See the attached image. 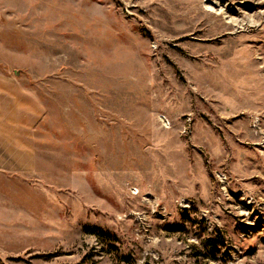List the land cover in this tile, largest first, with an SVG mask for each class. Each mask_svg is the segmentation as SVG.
I'll use <instances>...</instances> for the list:
<instances>
[{
	"label": "rangeland",
	"instance_id": "1",
	"mask_svg": "<svg viewBox=\"0 0 264 264\" xmlns=\"http://www.w3.org/2000/svg\"><path fill=\"white\" fill-rule=\"evenodd\" d=\"M0 73L46 114L0 264H264V0H0Z\"/></svg>",
	"mask_w": 264,
	"mask_h": 264
},
{
	"label": "crops",
	"instance_id": "2",
	"mask_svg": "<svg viewBox=\"0 0 264 264\" xmlns=\"http://www.w3.org/2000/svg\"><path fill=\"white\" fill-rule=\"evenodd\" d=\"M45 115L37 95L16 77L0 73V182L36 173Z\"/></svg>",
	"mask_w": 264,
	"mask_h": 264
},
{
	"label": "built area",
	"instance_id": "3",
	"mask_svg": "<svg viewBox=\"0 0 264 264\" xmlns=\"http://www.w3.org/2000/svg\"><path fill=\"white\" fill-rule=\"evenodd\" d=\"M167 118H165L164 115H162V122H165Z\"/></svg>",
	"mask_w": 264,
	"mask_h": 264
},
{
	"label": "bare ground",
	"instance_id": "4",
	"mask_svg": "<svg viewBox=\"0 0 264 264\" xmlns=\"http://www.w3.org/2000/svg\"><path fill=\"white\" fill-rule=\"evenodd\" d=\"M211 5V4H210ZM210 8H212V6L210 7ZM149 194V193H148Z\"/></svg>",
	"mask_w": 264,
	"mask_h": 264
}]
</instances>
